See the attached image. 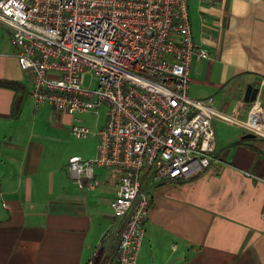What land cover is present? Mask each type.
I'll list each match as a JSON object with an SVG mask.
<instances>
[{
    "label": "crops",
    "instance_id": "obj_1",
    "mask_svg": "<svg viewBox=\"0 0 264 264\" xmlns=\"http://www.w3.org/2000/svg\"><path fill=\"white\" fill-rule=\"evenodd\" d=\"M188 5L193 40L210 53L191 66L190 95L214 97L217 149L197 176L152 186L138 261L264 264V132L242 138L255 132L250 118L263 117L255 106L264 105V0ZM16 54L0 24V264H87L96 250L113 255L124 219L110 203L122 171L97 167L99 183L90 190L73 181L68 160L95 157L99 129L91 133L93 152L59 159L37 128L31 73ZM249 83L261 87L254 109L244 100ZM49 107L53 128L79 122ZM141 179L150 183L148 170Z\"/></svg>",
    "mask_w": 264,
    "mask_h": 264
},
{
    "label": "built area",
    "instance_id": "obj_2",
    "mask_svg": "<svg viewBox=\"0 0 264 264\" xmlns=\"http://www.w3.org/2000/svg\"><path fill=\"white\" fill-rule=\"evenodd\" d=\"M0 24L36 104L70 115L107 105L96 156L68 160L82 190L99 183L97 167L122 171L110 203L124 219L115 252L96 250L87 264H140L152 186L197 176L217 149L215 99L190 95L191 66L210 53L193 40L188 0H0ZM90 72L96 86L84 83ZM247 124L264 132L263 117ZM71 130L91 134L78 123Z\"/></svg>",
    "mask_w": 264,
    "mask_h": 264
},
{
    "label": "rangeland",
    "instance_id": "obj_3",
    "mask_svg": "<svg viewBox=\"0 0 264 264\" xmlns=\"http://www.w3.org/2000/svg\"><path fill=\"white\" fill-rule=\"evenodd\" d=\"M84 83L86 86H96L97 78L94 73L90 72L86 74ZM256 102L257 101L251 103L252 106L250 109L253 108ZM29 104L31 109H34L37 114L38 130L41 131L42 134L48 136L44 142L53 147L54 152L59 159H63L69 154H83L85 152L94 151L95 145L98 141L95 134H91L87 137H77L72 134L71 129L68 126L62 129L53 128L54 126L52 127V124L50 123V107L38 105L33 99L29 101ZM76 115L79 119L78 124L88 127L91 130V133H93L105 125L108 118V107L104 104L96 112H86Z\"/></svg>",
    "mask_w": 264,
    "mask_h": 264
},
{
    "label": "water",
    "instance_id": "obj_4",
    "mask_svg": "<svg viewBox=\"0 0 264 264\" xmlns=\"http://www.w3.org/2000/svg\"><path fill=\"white\" fill-rule=\"evenodd\" d=\"M261 93V87L256 86L252 83H249L246 87L245 95H244V100L249 103H253L257 101L260 97ZM263 109V127H264V105L262 106ZM258 134L255 132H248L242 136L244 139L248 138H255Z\"/></svg>",
    "mask_w": 264,
    "mask_h": 264
}]
</instances>
